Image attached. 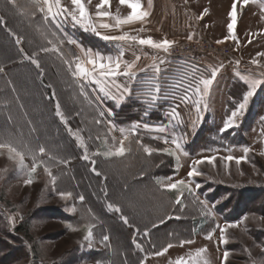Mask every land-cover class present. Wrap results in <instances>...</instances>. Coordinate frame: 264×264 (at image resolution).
Masks as SVG:
<instances>
[{"label":"rangeland","instance_id":"1","mask_svg":"<svg viewBox=\"0 0 264 264\" xmlns=\"http://www.w3.org/2000/svg\"><path fill=\"white\" fill-rule=\"evenodd\" d=\"M86 1L98 2V0ZM19 2L23 4L25 0H19ZM61 5L68 9L73 7L71 0H61ZM179 5L178 0H157L145 22L134 21L119 27L115 25L116 18L124 19L127 17L126 14L120 17L110 11L107 17L96 15L99 20L98 26L100 23L112 25L110 29L99 28L107 35L128 33L140 38L152 35L158 41L163 40L164 35H171L169 39L177 43L173 46L171 55L166 58L169 63L168 69L160 72V82L170 93L175 90L182 95L190 82L194 88L202 76L209 78L212 69H219L215 79L217 82L215 81V86L213 84L210 88L213 96L209 92V99L206 97L208 107L204 111L202 105L200 119H196L195 110L191 106L185 107L181 104L178 108L183 124L177 126L173 132L182 137L181 143L187 155L178 152L179 161H177L176 157L170 156L171 158L168 159L165 154L160 156L154 154L156 156L154 162H161L164 170L168 169V166H173L175 170L172 175L158 178L171 177L173 182L181 179L188 182L187 172L193 160L213 155L241 157L245 155L243 151L245 147L250 148L251 151L247 154V161H242L239 165L233 160L226 168L224 162L217 159L215 167L208 164L198 166L203 174L192 180V187L198 199L206 203L212 215L206 217L203 209L193 201L191 196L186 194L183 204L179 206L186 207L188 211L199 215L195 220L193 242L183 246L173 245L167 253L147 257L144 264H174L176 259L182 256L187 259L189 253L195 254V251L201 247H206L207 251L202 254L200 264H204L205 260L208 264H222L225 251L230 253L227 264H252L253 260L257 264H264V252L261 251V247H257V245L264 246V156L260 155L264 151V135H262L264 123L260 119L264 117V86L258 87L250 98L245 114L238 121L239 127L231 128L223 134L220 133L224 121L248 90V86L239 79L237 73L249 79H259L261 73H264V57L257 56V53L264 51V11H262L264 0H250V4L244 7L241 16L237 17V28L241 41L234 43L225 41L221 44H217L216 41L226 36V22L229 18L225 13L218 11L204 21H195V25L189 23L191 26L189 29L201 30L202 34L188 41L183 35L189 24L183 7ZM259 5H261V11ZM191 7L196 13L200 10L196 4H192ZM9 11V14H13L17 21L10 22L8 18V24L35 39V29L42 26V23L36 21L35 28L33 18L39 13L32 18L30 23L29 19L19 15L14 9ZM207 23L210 25L208 26ZM65 32L84 49L97 50L103 54L115 55L117 53V46L114 42L103 41L91 32L82 31L78 26L73 28L71 24H66ZM173 32H176L178 36H173ZM249 39L251 43H248ZM39 40L41 43L45 42L42 39ZM64 47L73 49L76 55L82 56L75 45L65 44ZM132 47L147 51V54H138L141 56L139 66L152 62L151 58L157 55L156 50L149 46ZM178 52L189 53L178 56ZM11 53V45L2 39L0 34V62ZM160 55L164 54L160 53ZM253 59L257 60L256 65L251 63ZM131 61L134 59L132 58ZM236 61H239L238 65ZM194 69H199V72L194 74ZM17 74L18 82L10 86L4 79L6 71L3 69L0 72V134L2 138L11 139L21 148L26 143L36 151L39 145H43L50 155L67 159L69 152L67 148L74 147L75 140L67 134L64 125L55 117V101L50 103V100L45 98L48 96L47 90L52 95V89L42 86L39 81L34 82L33 79L25 78L26 81H24L21 78L22 74L29 75L25 71ZM144 76L145 74L139 75V77ZM234 77H237V82L231 86L230 81ZM49 83L54 87L56 97L62 107L69 110L70 114L74 112L73 108L79 111L84 107L88 119L90 116L92 118L91 110L82 103L72 101L74 89L70 87L69 82L54 76L47 85ZM17 95L22 99L17 101ZM30 97L32 99L29 100ZM130 97L139 99L141 108L146 106L143 102L146 98L138 97L135 88L133 95L128 98ZM100 104L101 107L111 110L115 115L114 110L121 108L125 102L118 106L113 101L105 99L100 101ZM175 104H179V98L158 101V107L155 109L160 111L163 108L164 119L157 125L145 120L134 121L141 124L140 135L151 139L154 144L157 143V149L169 147L174 150V145L170 143L165 145L162 139H153L155 136H169L170 138L171 134L159 133L154 128L147 131L142 125L144 123L150 126L162 124L163 127L170 128L166 113L170 112ZM24 105L27 107L25 111L23 110ZM114 115L110 119L117 128H130L134 123L118 125ZM9 116L11 117L10 122ZM32 127L36 129L35 133L31 132ZM103 129L104 127L100 126L98 131L102 132ZM113 135L118 139L121 138L118 131ZM0 152L3 153L0 154V264H97L98 258H105V254H98L99 252L104 253L105 247L100 243L102 237L96 232L97 226L93 228L91 250L87 247V242L82 240L85 226L89 223L95 224L93 221L95 218L91 220L93 215H86L80 210V207L85 204V199L80 202L79 195L75 192L77 187L71 178V164L58 166L54 162L51 164L52 175L56 177V184L53 186L50 183L51 177L44 173L43 166L38 167L37 172L29 177L33 163L30 155L25 156L24 167H21L15 159H8L6 150H0ZM42 159L47 160V156ZM116 159L110 160L115 161ZM111 170L116 173L115 167ZM125 175V173H118L117 182H122ZM28 178H31L33 183L25 185L24 180ZM197 183L201 185L199 190L195 189ZM61 191L71 192L72 198L61 199L58 195ZM169 193L170 195L167 196L169 200L171 199L170 201L160 196L157 198L147 196L143 199L140 196L141 198H137L134 203L136 213L146 218L150 214L152 216L160 212L168 206L167 203L174 204L176 193ZM72 206L77 208L76 213L66 210ZM245 216L248 217L246 221L243 220ZM233 222L239 223V226L228 228L224 233L228 243L220 242L219 228ZM69 223L77 230H70L67 227ZM213 229L215 231L212 239H206V233ZM120 234L119 237H122L123 233ZM245 249L250 250L251 258Z\"/></svg>","mask_w":264,"mask_h":264},{"label":"snow or ice","instance_id":"2","mask_svg":"<svg viewBox=\"0 0 264 264\" xmlns=\"http://www.w3.org/2000/svg\"><path fill=\"white\" fill-rule=\"evenodd\" d=\"M3 2L6 6L14 9L19 15L29 19L30 23L32 18L35 17L37 13L42 14V26H38L36 31L39 33L41 39L46 43L42 45L37 52H33L31 56L25 53L24 58L29 60L31 64H33L35 68L39 70L38 77L41 80L42 86L52 89V95L50 97L46 96L45 98L55 101V117H57L61 124L64 125L67 134L76 141L77 147L83 150L81 159L88 161L92 165L90 170L95 175L101 176L103 174L95 167L97 161L94 159V157H102L104 160H110L112 158H126L133 152V145L136 146L137 151H142L148 157H151L154 153H163L168 156L176 157L177 161H179V156L177 155L178 152H182L184 155H187V153L184 152L183 144L181 143L182 137L177 136L173 132L177 126L183 124V118L180 116L178 108L181 104L185 107L191 106L195 110L196 119H200L202 105L203 110H207L208 104L206 97L209 95L210 88L216 79L219 69H212L209 78H203L202 76L194 88L193 84L190 82L188 88L183 91L182 95H180L175 90L170 93L160 82V65L166 63V58L167 56L171 55V50L177 43L176 41L169 40L167 38L158 41L151 37L140 38L136 35H129L128 33H124L122 35L104 34L98 31L97 25L92 23L83 0H71V4L73 5L71 9L63 7L61 5V0H25V3L23 4H21L19 0H3ZM108 2L109 0H101V4L98 5L97 8L99 9L103 7ZM120 2L122 4H126L130 9V12L124 19H120L118 17L116 18V27L129 24L134 21L145 22L146 18L150 15V10L153 8V0H147V9H145V7L142 5L141 0H120ZM240 3L241 0H233L231 9L228 13L230 21L227 24L228 35L222 40H217V44L224 43L229 38L233 41L238 40L235 30L238 23L237 9ZM242 3L246 7L250 3V0H242ZM262 11H264V5H262ZM109 15L110 14L106 11H97L98 17H106ZM200 18H203V15H201ZM5 23V17L0 15V25H4ZM66 24H71L73 28L78 26L82 31L91 32L106 42H126L129 44L135 42L140 46H149L150 48L156 50L157 55L151 58V64L139 66L138 62L141 60V56L139 55H136L135 60L131 62L123 59L125 52L123 46L118 49L115 55L103 54L93 49H84L82 45H80L74 38L65 32ZM111 27L112 25L109 23L99 24V28L102 29H110ZM141 31H143V29H141ZM9 32L13 36H16V34L12 33L10 29ZM22 39V37L16 36L15 42L19 45L21 44ZM187 40L192 41L193 34H189L187 36ZM248 43H251L250 39ZM65 44L69 46L75 45L77 48H79L82 56L76 55L70 50V48L66 49L64 47ZM21 51L23 52V49H21ZM40 53H43L46 56L54 57L55 60L64 67L65 71L72 78V85H70V87H73L74 89L72 97L74 103H82L88 109H90L93 115L88 123L95 125L98 128L103 126L105 131H97L95 137H93L91 128H73L71 126L69 120L73 117L66 115L65 109L62 107L59 99L56 97L54 87L51 85V83L48 85H43V77L45 73L44 69L41 67L40 60L38 59V55ZM160 53H163L164 55H160ZM257 56L264 57V51L257 53ZM236 63L238 65L239 61H236ZM251 63L256 65L258 62L256 59H253ZM149 70H151L152 75H148ZM2 71L3 68H0V72ZM193 71L195 74L199 72V69H194ZM141 72L145 73L144 77H139L138 74ZM237 75L239 76V79L248 86V90L242 95L241 101L236 104V107L231 111L230 115L224 121L223 127L220 129L221 134L231 128L239 127L238 121L245 114L250 98L254 95L258 87L264 86V73H261V78L259 79H249L248 77L240 76L239 73H237ZM120 77L124 78L123 83L119 81L118 78ZM134 88L138 97L146 98L143 100V102L147 104L148 108H152L153 110L158 107V101L161 99L167 100L171 98L176 100L179 98V104L172 106L171 111L166 113V116L168 117L167 123L171 125L170 128H165L163 126H150L147 123L142 125L143 129L147 131H151L154 128L155 131L159 133H170V138L169 136H155L153 139H162L165 145H168L169 143L174 145V150L170 149L169 147L157 149L144 144L143 137L140 135L141 124L139 122H134L130 128H117V126L110 119L114 113L111 110H106L101 107L100 101L105 99L113 101L118 106L121 105L129 96L133 95ZM14 90L15 89L13 88V91ZM148 108L145 110V115L150 114ZM83 112L84 107H82L79 111H76L74 116H81ZM260 119L261 122L264 123V117H261ZM8 120L9 122L11 121L10 116L8 117ZM81 122L84 123L83 120ZM35 131L36 129L32 127L31 132L35 133ZM85 131L88 132L87 141H99L94 151L90 150L89 143L86 141L85 136L82 135V133ZM116 131L120 133L121 138L118 139L115 135H113V133ZM262 135H264V131H262ZM0 150H6L8 153V159H15L21 167H24L25 156L30 155L33 163L30 168L29 177H31V174L37 172L38 167L43 166V171L45 174H47V176L51 177L50 183L53 186L56 184V177L52 175L51 164L54 162L55 165L58 166L69 163V160L65 158H57L50 155L43 145L38 146V151L33 150L26 143L21 148L11 139H3L2 134H0ZM243 151L245 155L241 157H234L232 155L217 157L216 155H213L210 157L193 160L191 162L190 170L187 172V177L189 178L188 182L183 179L173 182L172 178L168 177L166 179L155 178V184L159 185V187L165 191L175 192V204H183V200L187 194V196H191L193 201H195L197 205L203 209L204 215L206 217L211 216L212 213L208 209L206 203L198 199L196 196V191H194L192 187V180L195 177L203 174L199 170L198 166L202 164H208L215 167V161L217 159H220L222 162H224V166L226 168L233 160L237 165H239L242 161H247V154L251 151V149L245 147ZM0 154L3 153L0 152ZM260 155L264 156V151H262ZM45 156H47V160L42 159V157ZM145 175L146 173L141 171L138 174V177L143 179ZM105 179L107 178L105 177ZM32 183L33 180L31 178L24 180L25 185H30ZM200 187L201 185L199 183L195 185L196 190H199ZM125 188H127V186H125ZM58 195L64 200H69L72 198L71 192L61 191L58 192ZM104 195L107 197L106 191ZM84 199L85 198L83 195L79 196L80 202H83ZM130 206H132L131 202ZM106 209L109 212L120 213V219L123 224L132 227V225L129 223L128 216L123 215L120 206L112 202H107ZM66 210L71 213L77 212V208L75 206L67 208ZM168 218L179 219L180 217ZM247 219V216L243 218L244 221ZM165 222L166 221L164 219L159 221L161 224ZM158 226L159 225L157 223H153L151 227L156 228ZM238 226L239 223L233 222L227 223L223 228H219L221 233L220 242L227 244L228 240L225 238L224 233L228 228H237ZM67 227L72 231L77 230L70 223L67 225ZM94 227L95 224L93 223L87 224L85 226V234L82 237V240L87 242V247L89 250H91L93 247ZM214 231L215 229L208 231L205 238L211 240L214 235ZM141 235L145 238L150 237V230L146 227L141 233L139 228H135L132 244L137 250L144 252L145 249L143 244L138 242L137 239V237ZM109 241V235L105 234L102 236L100 243L105 248H109L111 246ZM148 242L152 243L150 239ZM192 242V240H180V245L183 246L184 244H190ZM153 247H155L154 244ZM172 247L173 244L168 243L166 247L151 253V255L160 256L164 253H167ZM257 247H261V251L264 252V246L257 245ZM206 251V247H201L195 251V254L189 253L187 259H185L183 256L176 259L174 264H200V258ZM245 251L249 253V257L251 258L250 250L245 249ZM229 255L230 253L228 251L223 253L222 264H227ZM97 264H103V262L98 261ZM141 264H144L143 260L141 261ZM204 264H208V261L205 260ZM252 264H257V262L253 260Z\"/></svg>","mask_w":264,"mask_h":264},{"label":"trees","instance_id":"3","mask_svg":"<svg viewBox=\"0 0 264 264\" xmlns=\"http://www.w3.org/2000/svg\"><path fill=\"white\" fill-rule=\"evenodd\" d=\"M9 10H12V8L6 6L3 0H0V15H3L6 21L4 25H0V34L2 39H5L6 43L12 47V53L7 58L3 59L2 62H0V68H3L6 71L4 79L8 85H15V82H18L17 78L19 79L17 73L25 71L29 75L26 76V74H22L21 78L24 81L29 78L33 79L34 82H41L40 78L38 77L39 70H37L29 60L24 58V54L27 53L29 56H31L33 52H37L41 45H44L45 42L41 43L39 40L41 39L40 35L36 29L34 39V37L28 35L27 33H22L21 31L19 32V30L14 26L9 25L8 18L10 19V22L17 21L13 14H9ZM33 21L35 23L34 27L36 28L37 22L42 23V14L39 13L35 18H33ZM9 29L12 33H15L16 36L23 38L21 44L18 45L15 42L16 36H13L9 32ZM21 49H23V52ZM71 51L75 53L73 49ZM38 59L40 60L41 67L44 69L45 73L43 77V84L47 85L52 77L56 76L62 80H65L66 82H69V85H72L71 76L65 71L64 67L55 60L54 57L52 59V57L50 58V56L40 53L38 55ZM7 89L10 90V88ZM47 94L49 97L51 96V93H49L48 90ZM16 99L18 101L22 98L21 96L17 95ZM30 99L32 98L30 97L29 100ZM49 102L51 103L54 101L50 100ZM140 105L141 103L139 102V99L134 97L128 98L121 108L114 110L115 122L118 125L140 120H145L152 124L163 122V108L159 111L157 109H149L146 107V103V106H143L142 108ZM26 108L27 107L25 106L23 110L25 111ZM146 108H148V111H150L149 115H145ZM72 110L74 112L70 114L71 112L65 109L66 115L73 117L69 120L71 126L73 128H91L93 137H95L98 127L88 123V121L91 120V116L88 119L87 113L85 111L81 116H74V113L78 110L75 108ZM82 120L84 123L81 122ZM79 123L82 124V126ZM103 130L105 131V129ZM82 135H84L85 139L87 140L88 132L85 131L82 133ZM89 142L90 150L94 151L99 141L94 140ZM143 142L146 145L157 148V143H152L151 139H148L147 137L143 138ZM73 144L74 147L71 146L72 148H67L69 151L67 160H69L72 168L71 178L77 187L75 192L79 196L83 195L85 198V204L80 207V210L86 215H93L91 216V220L95 218L93 221H95V226H97L96 232L101 235V237L105 234L109 235L110 237L109 243L111 246L109 248H105L104 253H98L100 255L105 254L106 257L98 258L97 260L105 264H141V261L144 260L145 256L150 255L157 250H161L163 247H166L168 243L180 245V240L194 239L195 220L199 215L188 211L186 207L182 208L175 203H167V207L152 216L151 214L149 217L146 216V218H142V216L140 217L136 213L134 203L140 196L142 199L147 198V196L152 198H157L160 196L162 199L166 198L168 201L171 200H169V196H167L170 195V193L166 192L165 190L161 189L159 185L155 184V178L160 176L165 177L166 175L169 176L175 172L173 166H168V169L164 170L161 167V162H154V157H156L154 154L160 156L163 155V153H154L151 157H148L142 151H137L136 146L133 145V152L125 159L117 158L115 161H112L104 160L102 157H94V159L97 161L95 167L103 174L101 176H97L90 170L92 165L88 161L81 159L83 150L77 147L75 141ZM165 156H167L168 159L171 158L166 154ZM114 167L116 168V173L112 172L111 170L112 168L114 169ZM141 171L146 173L143 179L138 177V174ZM118 173L126 174L125 179L120 182L121 184L116 180ZM105 177L107 179H105ZM122 183L125 184L122 185ZM125 186H127V188H125ZM105 191L107 192V197L104 195ZM107 202H112L120 206L123 215L128 216L129 223L132 225V227L123 224L120 219V213L109 212L106 209ZM130 202L132 206H130ZM168 217L180 218L176 219ZM161 219H164L166 222L162 224L159 223ZM153 223H157L159 226L152 228L151 226ZM146 227L150 230V237L145 238L142 235L137 237L138 242L142 243L145 249L144 252H140L132 244L134 229L139 228L142 233ZM120 233L123 234L121 235ZM119 234L122 237H119ZM149 239L152 243L148 242ZM153 244L155 247H153Z\"/></svg>","mask_w":264,"mask_h":264},{"label":"crops","instance_id":"4","mask_svg":"<svg viewBox=\"0 0 264 264\" xmlns=\"http://www.w3.org/2000/svg\"><path fill=\"white\" fill-rule=\"evenodd\" d=\"M157 0H153V6H155V3H156ZM160 1V0H159ZM84 4H85V7L87 9V12L91 18V21L93 24L97 25V28H98V31L99 30V26H98V22L99 20L97 19L96 15H97V11H106V12H112V13H116L117 15H120V17H122L123 14H126L128 15L129 12H130V9L127 7L126 4H122L120 2V0H109V2L107 4H105L103 7L101 8H97L98 5L101 4V0H98V2L96 3H93L91 1H86V0H83ZM91 2V3H90ZM141 3L142 5L145 7V9H147V0H141ZM178 3L180 4L179 7H183V10L185 12V15H186V18H187V22L188 24L190 23L191 25H195V21L197 20H205L207 17H209L210 15H212L213 13L215 14V12H220V13H225L227 16H228V13L231 9V5L233 3V0H178ZM122 4V6H120ZM192 4H196L197 7L200 9L198 10V12L196 13V11L191 7ZM250 4V3H249ZM248 4V5H249ZM260 7V11H261V5H259ZM244 5L242 3V0H241V3L240 5L238 6V9H237V17L238 16H241V13L242 11H244ZM128 10V12H127ZM207 10V11H205ZM110 14V13H109ZM201 15H203V18H200ZM107 17V16H106ZM229 18V17H228ZM229 23V19L228 21L226 22V31H227V24ZM190 24L188 25L187 27V31L186 33L183 35L184 38H187V36L189 34H193V39L197 36V35H201L202 34V31L201 30H195L194 28H191L189 29L191 26ZM208 26L210 25V23H207ZM190 26V27H189ZM195 31H198L197 33ZM236 35L238 37V40L236 41H233L231 40L230 38L228 40H226V42L228 43H234V42H239L241 41V36H240V33H239V30L238 28H236ZM101 32V31H100ZM173 36H178L176 32H173L172 34ZM228 35V33L226 32V36ZM171 37V35H169ZM169 36L167 35H164L163 39L167 38L169 39ZM225 36V37H226ZM148 37H151L154 39V36L152 35H146V38ZM170 40V39H169ZM114 44L117 46L116 49L118 51V49L123 46L125 52H124V57L123 59L124 60H127V61H131L132 58L135 60V57L136 55L138 54H147L145 50H140V49H136L132 46H136L138 44H136L135 42H132L131 44L129 43H126V42H114ZM147 63V61H146ZM152 62H149L148 64H151ZM168 60L166 59V63L164 64H161L160 65V68H161V71H165L166 69H168ZM142 74H145L143 72L139 73L138 75H142ZM148 74H151L152 75V72L151 70H149ZM237 77H234V78H231V81H230V84L231 86L237 82L236 80ZM119 81L121 83L124 82V78L123 77H120L118 78ZM216 81V80H215ZM214 81V86H215V82ZM213 90V89H212ZM211 96H213L212 94V91L210 90L209 91ZM209 99V95L207 97ZM211 109V108H210ZM211 112H214L211 110ZM157 125V124H156ZM162 124H159V126H161ZM164 126V125H162ZM175 246H178V245H175ZM149 256H152L151 254L150 255H147L145 256L143 262L145 261V259Z\"/></svg>","mask_w":264,"mask_h":264},{"label":"built area","instance_id":"5","mask_svg":"<svg viewBox=\"0 0 264 264\" xmlns=\"http://www.w3.org/2000/svg\"><path fill=\"white\" fill-rule=\"evenodd\" d=\"M180 52H182V51H180ZM180 52L177 53L178 56H180V55H184L185 53H189V52H184V53H180Z\"/></svg>","mask_w":264,"mask_h":264}]
</instances>
